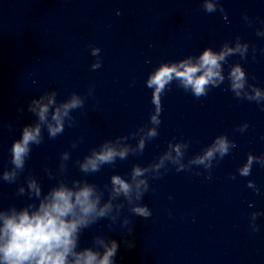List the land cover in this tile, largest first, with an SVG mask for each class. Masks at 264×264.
<instances>
[{
  "label": "clouds",
  "instance_id": "1",
  "mask_svg": "<svg viewBox=\"0 0 264 264\" xmlns=\"http://www.w3.org/2000/svg\"><path fill=\"white\" fill-rule=\"evenodd\" d=\"M201 6L208 14L224 12L221 0H202ZM117 15L121 13L118 11ZM243 19L252 26L253 20L247 14ZM256 35L264 37V29H257ZM249 47L237 36L234 41H225L218 50L205 47L198 55L161 62L145 80V86L152 90L151 102L154 105L148 122L128 135L104 140L90 149L82 160L75 161L80 172L86 177L100 172L105 165L115 166L118 160H126L129 155L142 154L147 143L159 135L162 99L173 83L199 99L227 81V90L235 98L255 102L264 110V88L249 82L248 74L240 63L231 64L227 76L224 74L228 58L238 55L241 60H246ZM255 51L253 47V59ZM100 52L98 47L90 48V55L95 58L90 65L91 71L102 67ZM93 95L94 87H90L87 96ZM57 97L58 92L53 89L44 91L28 103L27 111L35 120L24 125L20 137L13 140L9 148L11 167L0 170V182L17 183L33 147L44 142L45 131L49 139H55L63 134L66 126H75L72 113L84 108L86 97L76 92L63 100ZM8 127L11 129L12 125ZM248 127L247 123H243L236 130L244 133ZM130 139H135L136 144L129 143ZM77 146L78 142L74 141L72 148ZM189 146L190 143L183 139L169 142L167 149L154 161L144 166L133 165L126 178L113 174L102 187L87 179L68 182L63 178L68 169L70 152H62L56 172L47 167L44 169L50 179H56L54 185L45 192L37 177L29 174L23 183L17 185L16 194L26 196L30 202L20 208L15 205L0 208V264H116L117 240L98 234L92 237L90 246L81 247V234L99 221L107 220L110 221L107 225L109 231L119 222L130 236L134 224L130 216H122V212L127 208L131 217L145 220L152 216L151 209L143 203L145 195L152 190L150 180L160 179L169 171V166L174 167L176 172L191 171L193 166L202 167L204 172L196 174L207 173L206 179H211L213 167L237 147L227 134H220L200 153L185 161ZM254 164L264 167V153L259 156L248 153L237 173L242 177L250 176ZM230 179H235V175H231ZM246 186L259 191L253 181H248ZM260 216H264V212L249 213V228L253 233L260 231L256 223ZM124 242L129 248L135 246L134 240Z\"/></svg>",
  "mask_w": 264,
  "mask_h": 264
}]
</instances>
